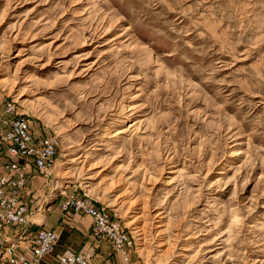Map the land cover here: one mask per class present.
Segmentation results:
<instances>
[{
  "label": "rangeland",
  "instance_id": "374dc122",
  "mask_svg": "<svg viewBox=\"0 0 264 264\" xmlns=\"http://www.w3.org/2000/svg\"><path fill=\"white\" fill-rule=\"evenodd\" d=\"M16 115L58 137L32 213L86 195L131 264H264V0H0Z\"/></svg>",
  "mask_w": 264,
  "mask_h": 264
},
{
  "label": "built area",
  "instance_id": "2783aa9c",
  "mask_svg": "<svg viewBox=\"0 0 264 264\" xmlns=\"http://www.w3.org/2000/svg\"><path fill=\"white\" fill-rule=\"evenodd\" d=\"M7 103L5 112L12 111ZM26 118L16 115L7 128L0 127V228H32L38 214L31 212L28 180L34 173L44 177L51 174L57 153L58 137L55 134L34 136L30 133ZM54 168V167H53ZM52 168V170H53ZM47 174V175H44ZM59 210L91 216L90 234L96 241L106 242L122 264H131L130 255L136 245L118 218L100 208L86 195L69 194L60 199ZM23 230L18 236V244L27 240L28 253L18 250L17 242L8 243V233L4 235L0 264H41L43 257L50 254L58 240L55 229L36 228L31 233ZM61 264H88L87 259L77 253L61 256Z\"/></svg>",
  "mask_w": 264,
  "mask_h": 264
},
{
  "label": "crops",
  "instance_id": "0c3cea01",
  "mask_svg": "<svg viewBox=\"0 0 264 264\" xmlns=\"http://www.w3.org/2000/svg\"><path fill=\"white\" fill-rule=\"evenodd\" d=\"M29 205H32L31 201ZM52 206H54L52 210L37 213L35 222L37 224L33 226L34 230L36 228L55 229L58 233V240L53 251L42 258L41 264H61L59 258L72 253L86 257L89 264H122L120 257L112 253L106 242H98L89 235L90 217L72 212L60 213L59 200L55 201L51 208ZM25 246L20 244L18 250L28 252Z\"/></svg>",
  "mask_w": 264,
  "mask_h": 264
},
{
  "label": "bare ground",
  "instance_id": "6f19581e",
  "mask_svg": "<svg viewBox=\"0 0 264 264\" xmlns=\"http://www.w3.org/2000/svg\"><path fill=\"white\" fill-rule=\"evenodd\" d=\"M29 128H30V126H29ZM30 133H32V131H31V129H30ZM33 134V133H32ZM34 135V134H33ZM35 136V135H34ZM55 161V160H54ZM54 161H53V165H54ZM27 182H29V180L27 181ZM28 185V184H27ZM85 215H87V214H85ZM88 217H90L91 218V216H89V215H87ZM91 222H92V218H91ZM32 230H34L33 229V227L31 228V229H29V230H27L28 232H26L27 233V235L29 234V233H31L32 232ZM89 235L91 236V234L89 233ZM93 238V237H92ZM17 239V238H16ZM94 239V238H93ZM95 240V239H94ZM27 240H25V241H23L22 243H23V245L25 246V244L27 243L26 242ZM11 243V242H10ZM13 243V242H12ZM14 243H16V242H14ZM17 244V247H18V249H19V244L18 243H16ZM28 245L26 244V249H28V247H27ZM2 249H1V251H0V257L2 256ZM28 253V252H27ZM68 256V255H67ZM85 259H86V257H85ZM88 261V260H87ZM88 264H89V262H88Z\"/></svg>",
  "mask_w": 264,
  "mask_h": 264
},
{
  "label": "water",
  "instance_id": "95a60500",
  "mask_svg": "<svg viewBox=\"0 0 264 264\" xmlns=\"http://www.w3.org/2000/svg\"><path fill=\"white\" fill-rule=\"evenodd\" d=\"M1 249H2V244H1V242H0V251H1Z\"/></svg>",
  "mask_w": 264,
  "mask_h": 264
}]
</instances>
